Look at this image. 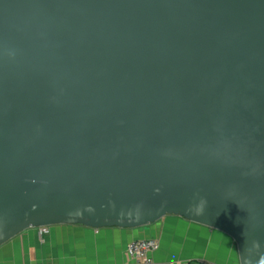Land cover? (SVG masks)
I'll return each instance as SVG.
<instances>
[{
  "label": "water",
  "instance_id": "1",
  "mask_svg": "<svg viewBox=\"0 0 264 264\" xmlns=\"http://www.w3.org/2000/svg\"><path fill=\"white\" fill-rule=\"evenodd\" d=\"M167 216L264 260V0H0V246Z\"/></svg>",
  "mask_w": 264,
  "mask_h": 264
},
{
  "label": "crops",
  "instance_id": "2",
  "mask_svg": "<svg viewBox=\"0 0 264 264\" xmlns=\"http://www.w3.org/2000/svg\"><path fill=\"white\" fill-rule=\"evenodd\" d=\"M138 239L160 241L153 254L155 264H240L231 236L176 216L132 229L56 225L43 233L41 228H31L0 246V264H135L126 246Z\"/></svg>",
  "mask_w": 264,
  "mask_h": 264
},
{
  "label": "built area",
  "instance_id": "3",
  "mask_svg": "<svg viewBox=\"0 0 264 264\" xmlns=\"http://www.w3.org/2000/svg\"><path fill=\"white\" fill-rule=\"evenodd\" d=\"M46 233L48 227L41 228ZM160 247L158 239H138L129 242L126 252L131 261L135 264H155L154 252ZM186 262H169L166 264H185Z\"/></svg>",
  "mask_w": 264,
  "mask_h": 264
},
{
  "label": "clouds",
  "instance_id": "4",
  "mask_svg": "<svg viewBox=\"0 0 264 264\" xmlns=\"http://www.w3.org/2000/svg\"><path fill=\"white\" fill-rule=\"evenodd\" d=\"M204 207H205V201L201 200L196 207L190 208L189 210L195 214H202L204 211ZM261 264H264V260L261 261Z\"/></svg>",
  "mask_w": 264,
  "mask_h": 264
},
{
  "label": "trees",
  "instance_id": "5",
  "mask_svg": "<svg viewBox=\"0 0 264 264\" xmlns=\"http://www.w3.org/2000/svg\"><path fill=\"white\" fill-rule=\"evenodd\" d=\"M185 264H210V263H206V262H194V261H191V262H188V263H185Z\"/></svg>",
  "mask_w": 264,
  "mask_h": 264
}]
</instances>
